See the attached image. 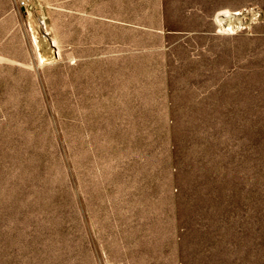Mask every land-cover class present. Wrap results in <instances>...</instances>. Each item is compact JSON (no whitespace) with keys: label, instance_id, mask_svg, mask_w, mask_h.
Instances as JSON below:
<instances>
[{"label":"rangeland","instance_id":"374dc122","mask_svg":"<svg viewBox=\"0 0 264 264\" xmlns=\"http://www.w3.org/2000/svg\"><path fill=\"white\" fill-rule=\"evenodd\" d=\"M21 1L0 264H264V0Z\"/></svg>","mask_w":264,"mask_h":264},{"label":"bare ground","instance_id":"6f19581e","mask_svg":"<svg viewBox=\"0 0 264 264\" xmlns=\"http://www.w3.org/2000/svg\"><path fill=\"white\" fill-rule=\"evenodd\" d=\"M239 13L238 12H236V13H234V15H238ZM239 18V17H238ZM237 19V18H236ZM231 19H230V21L228 22V25H227V28L231 25ZM49 44H50V46H54V43H52V42H49ZM54 51V53L56 54L57 52L55 51V50H53ZM41 58H43V57H41Z\"/></svg>","mask_w":264,"mask_h":264},{"label":"built area","instance_id":"2783aa9c","mask_svg":"<svg viewBox=\"0 0 264 264\" xmlns=\"http://www.w3.org/2000/svg\"><path fill=\"white\" fill-rule=\"evenodd\" d=\"M20 3L21 5H26V0H22Z\"/></svg>","mask_w":264,"mask_h":264}]
</instances>
